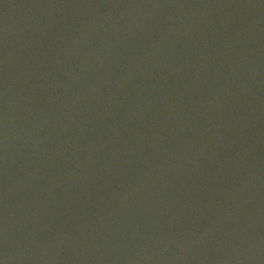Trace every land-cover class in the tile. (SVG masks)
<instances>
[{"label": "water", "instance_id": "obj_1", "mask_svg": "<svg viewBox=\"0 0 264 264\" xmlns=\"http://www.w3.org/2000/svg\"><path fill=\"white\" fill-rule=\"evenodd\" d=\"M3 264H264V0H0Z\"/></svg>", "mask_w": 264, "mask_h": 264}, {"label": "clouds", "instance_id": "obj_2", "mask_svg": "<svg viewBox=\"0 0 264 264\" xmlns=\"http://www.w3.org/2000/svg\"><path fill=\"white\" fill-rule=\"evenodd\" d=\"M0 264H3V261H0Z\"/></svg>", "mask_w": 264, "mask_h": 264}]
</instances>
